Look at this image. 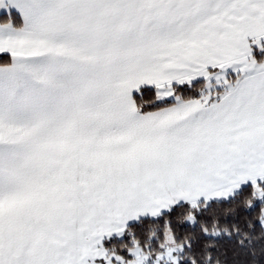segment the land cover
Here are the masks:
<instances>
[{"label": "snow or ice", "instance_id": "obj_1", "mask_svg": "<svg viewBox=\"0 0 264 264\" xmlns=\"http://www.w3.org/2000/svg\"><path fill=\"white\" fill-rule=\"evenodd\" d=\"M0 264H264V0H0Z\"/></svg>", "mask_w": 264, "mask_h": 264}]
</instances>
